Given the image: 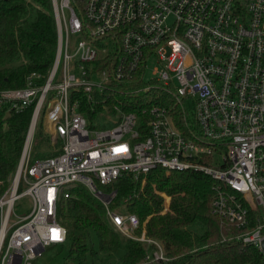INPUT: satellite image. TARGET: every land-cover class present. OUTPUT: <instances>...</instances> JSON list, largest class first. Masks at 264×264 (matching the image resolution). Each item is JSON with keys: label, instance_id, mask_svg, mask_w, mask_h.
<instances>
[{"label": "built area", "instance_id": "1", "mask_svg": "<svg viewBox=\"0 0 264 264\" xmlns=\"http://www.w3.org/2000/svg\"><path fill=\"white\" fill-rule=\"evenodd\" d=\"M52 3L58 45L45 81L32 73L24 88L0 92V110L18 113L33 106L13 186L0 199V264H32L64 243L67 231L58 205L79 185L103 203L124 236L157 245L146 264H167L160 243L147 239L145 231L134 235L137 216L109 206L119 179L138 180L156 169L209 176L216 183L213 212L236 227L238 241L264 255V0ZM103 41L109 48L99 50ZM154 58L153 80L165 98L134 112L115 105L111 114L122 113L121 120L111 129L95 130L81 109L82 96L92 111L101 106L97 116L110 113L111 89L117 83H145ZM91 64L104 67L99 74L105 83L92 79L98 72ZM108 83L110 90L103 85ZM188 99L194 102L192 112ZM42 118L56 148L53 156L32 163ZM22 183L26 189L20 191ZM25 195L33 209L11 226L14 205ZM168 211L169 206L162 213ZM53 230L60 239H53Z\"/></svg>", "mask_w": 264, "mask_h": 264}, {"label": "trees", "instance_id": "2", "mask_svg": "<svg viewBox=\"0 0 264 264\" xmlns=\"http://www.w3.org/2000/svg\"><path fill=\"white\" fill-rule=\"evenodd\" d=\"M57 45L52 0H0V92L24 88L32 73L45 81ZM139 88V83H117L111 92L132 100ZM85 99L82 96L81 109L91 124L101 106L92 111ZM115 105L127 112L138 108L133 102L111 99L107 102L110 113ZM32 113L33 106L18 113L0 110V199L16 176ZM177 124L180 126V121ZM43 137L49 145V136ZM215 185L198 171L167 175L165 170L156 169L138 180L133 176L119 179L114 185L116 197L109 206L136 215L139 227L134 235L140 237L145 231L147 239L160 243L169 259L167 264H264L263 253L238 241L236 227L213 212ZM102 190L108 192L111 188ZM157 192L170 197L166 213H162L164 197ZM58 218L67 231L66 240L52 247L66 250L64 264L68 260L73 264H88L89 260L92 264H146L147 253L158 250L155 244L119 232L109 221L103 203L83 185L59 203Z\"/></svg>", "mask_w": 264, "mask_h": 264}, {"label": "rangeland", "instance_id": "3", "mask_svg": "<svg viewBox=\"0 0 264 264\" xmlns=\"http://www.w3.org/2000/svg\"><path fill=\"white\" fill-rule=\"evenodd\" d=\"M79 38L75 39L76 41L79 40ZM103 46H99V50H102L103 47L109 48V45L106 46V42L103 41ZM97 45L95 44V47ZM75 49H71V53H74ZM79 62V57H76V59L71 63V72H75V67L77 63ZM148 69L146 71L145 79L144 82L140 84V88L134 92V98L130 100L129 98H126L122 95H117V93L112 94V100H119V102L128 104L129 102L135 103L139 108H145L148 107L149 105H153L156 102L160 101L161 99H164L165 96L163 94V91L159 88H157V85L154 83L155 81L153 80L152 76V71L154 67L158 65L157 59H151L148 63ZM89 68L93 69L94 71L98 72V75H95L92 77L93 80L97 82H104L102 77L100 76V72L104 69L103 66H97L95 64H91ZM110 83L108 84H103L105 87H108L110 90L112 86H109ZM106 94H110L109 91H105ZM187 108L189 112H192L194 109V102L192 99L187 100ZM122 117V113H116V114H103L97 116L96 120L93 121L92 126L95 130H108L116 126V122L120 121ZM41 120L38 123L36 132H35V137L33 141V146H32V153H31V162H35L36 160L44 159L53 156V151L56 146L51 145V143L48 145V143L45 142L44 139H41L40 137L44 138L43 135H47L45 125L42 126V131H41ZM58 147V146H57ZM14 180L11 183V187L13 186ZM9 188V189H10ZM26 189V185L22 183L20 187V191H23ZM170 198V197H169ZM170 200L167 198L164 201V207L169 206ZM128 208V207H127ZM33 209V201L30 196H22L20 197L13 209V213L11 214L10 217V225H19L17 222L21 217H24L28 215ZM12 229L9 231L8 235L11 233ZM65 255H66V250L65 251H60L58 247H50L48 248L42 255L36 257L35 260L32 261V264H64L66 262L65 260ZM68 264H73L71 261H67ZM88 264H92L91 261L89 260Z\"/></svg>", "mask_w": 264, "mask_h": 264}, {"label": "snow or ice", "instance_id": "4", "mask_svg": "<svg viewBox=\"0 0 264 264\" xmlns=\"http://www.w3.org/2000/svg\"><path fill=\"white\" fill-rule=\"evenodd\" d=\"M53 239H60V235L56 230H53Z\"/></svg>", "mask_w": 264, "mask_h": 264}, {"label": "water", "instance_id": "5", "mask_svg": "<svg viewBox=\"0 0 264 264\" xmlns=\"http://www.w3.org/2000/svg\"><path fill=\"white\" fill-rule=\"evenodd\" d=\"M102 197V196H101ZM262 248H263V251H264V242H263V244H262Z\"/></svg>", "mask_w": 264, "mask_h": 264}]
</instances>
